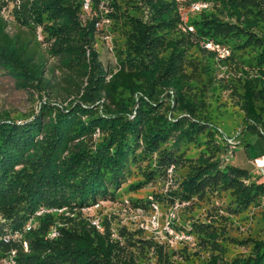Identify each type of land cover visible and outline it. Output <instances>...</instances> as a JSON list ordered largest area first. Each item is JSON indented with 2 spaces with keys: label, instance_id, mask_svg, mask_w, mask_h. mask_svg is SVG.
<instances>
[{
  "label": "trees",
  "instance_id": "16d2710c",
  "mask_svg": "<svg viewBox=\"0 0 264 264\" xmlns=\"http://www.w3.org/2000/svg\"><path fill=\"white\" fill-rule=\"evenodd\" d=\"M100 1L91 0L86 13L82 0H0V71L39 102L24 118L0 112V216L6 222L0 236L7 230L20 237L0 242V264L10 249L18 264H139L133 249L110 232L94 226L73 232L69 226L84 210L112 200L143 161L151 164L149 176L166 180L186 168L174 180L172 202L224 194L234 216L264 203V183L224 161L216 127L199 118L190 94L192 86L200 88L204 104L219 88L227 90L246 129L264 139V0H103L104 14ZM191 2L208 6L190 20L189 32L183 11ZM107 20L121 38L116 64L108 69L94 49L106 34L96 24ZM206 40L229 48V57L205 50ZM241 48L253 54L230 65L234 85L218 70ZM190 49L201 51L202 60L191 58ZM49 59L68 80L60 86L61 101L49 92ZM193 144L197 152L188 156ZM209 226L200 229L199 245L210 250L204 264H264V237L244 241L247 253L225 260L222 236ZM53 229L58 234L50 237Z\"/></svg>",
  "mask_w": 264,
  "mask_h": 264
},
{
  "label": "rangeland",
  "instance_id": "374dc122",
  "mask_svg": "<svg viewBox=\"0 0 264 264\" xmlns=\"http://www.w3.org/2000/svg\"><path fill=\"white\" fill-rule=\"evenodd\" d=\"M14 6L10 3L8 11L13 12ZM98 7L99 12L103 14L108 10L103 0L99 2ZM5 15L10 22L8 31L14 33L17 28L11 17L9 18L8 12ZM195 17L196 13H184L183 21L187 26H192L189 22ZM99 28L104 29L106 34L95 41L94 49L99 55L100 63L107 69L113 68L116 64V50H119L121 43L117 26L107 20L101 22ZM188 54L191 58L202 60L199 50L190 49ZM231 54L228 61L220 65L218 74L220 78L223 77L225 81L235 85L236 79H233L234 71L230 65L250 59L253 50L233 49ZM46 77L54 87L49 90L53 100L61 101L63 91L59 89L60 86L66 87L68 80L55 59L48 60ZM190 90L198 105L199 118L217 129L215 140L226 150L221 154L225 157L224 161L248 172L252 181L264 183V156L258 158L262 162L253 159L264 152V139L257 132L246 129L243 114L234 106L229 92L219 88L213 97H205L204 104H199L200 88L192 86ZM36 97L17 88L14 80L0 71V112H10L14 118H24L37 111L39 102ZM196 152L197 145L193 144L190 145L187 155L192 156ZM149 165V161L138 163L132 176L115 191L112 200L84 210L83 217L69 226L70 229L73 232H82L94 226L100 232H110L113 238L124 240L133 249L139 264H166L158 255L159 249L162 250L161 257L170 264L206 263L210 250L201 247L199 242L203 237L200 229H205L208 225L219 230L222 236L219 245L224 251L225 260L245 255L248 246L243 243L249 239L264 237V203L259 208L249 209L234 216L227 213L225 203L228 202V197L224 194L209 195L189 203H180L178 200L172 202L170 197L175 189L177 190L176 182L184 176L186 168H179L173 172L171 179L166 180L158 173L149 176ZM216 214L222 215L224 220L216 218ZM212 216L215 219L212 220ZM5 223L0 216V227L5 228ZM32 225L36 227L37 223L33 221ZM6 231L0 236V242L3 244L20 239L19 236ZM51 232L52 230L49 236ZM23 243L27 244L25 240H21L22 246ZM24 251H27V248H24ZM15 256L16 250L10 249L1 263L12 258L13 263L18 264Z\"/></svg>",
  "mask_w": 264,
  "mask_h": 264
},
{
  "label": "built area",
  "instance_id": "2783aa9c",
  "mask_svg": "<svg viewBox=\"0 0 264 264\" xmlns=\"http://www.w3.org/2000/svg\"><path fill=\"white\" fill-rule=\"evenodd\" d=\"M176 2L180 3V4H183L186 2V0H175ZM83 2V10L88 13L89 12V5L91 3V0H82ZM207 3H203V2H191L190 4H188L187 6V9L183 11V14L184 13H196L202 9H205L207 8ZM107 22V21H105ZM184 22V21H183ZM101 25V23H97L96 24V27H99ZM185 30L189 31V32H192L193 31V27L192 26H187L186 23L184 22V27H183ZM202 46L205 50H208V51H212L215 53L216 57L219 58V59H225L227 57H229L230 55V50L229 48H227L226 46H223V45H220V44H217L213 41H210V40H206L202 43ZM257 162H262L261 160L259 159H256ZM99 204L95 205V206H98ZM94 206V207H95ZM42 211H39L38 214H40ZM57 231L55 229H53V231L51 232V237H55L57 236ZM17 236V235H15ZM23 246L24 248L26 249L27 248V244L26 243H23ZM14 255V252L11 253V256ZM6 262L7 264H14L13 261H12V258L7 260V261H3V263ZM2 263V264H3Z\"/></svg>",
  "mask_w": 264,
  "mask_h": 264
}]
</instances>
